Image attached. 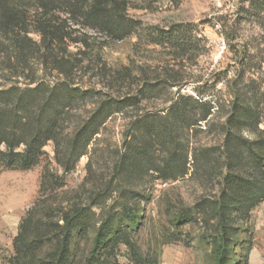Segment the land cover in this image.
Instances as JSON below:
<instances>
[{
	"label": "rangeland",
	"instance_id": "rangeland-1",
	"mask_svg": "<svg viewBox=\"0 0 264 264\" xmlns=\"http://www.w3.org/2000/svg\"><path fill=\"white\" fill-rule=\"evenodd\" d=\"M104 1L137 23L134 34L114 39L107 33L75 25L56 10L48 16L64 20L70 37L49 51L34 31L38 19H42L35 8L37 0H11L30 32L21 36L27 43L21 53H14L8 42H0V89L61 82L89 89L94 96L73 110L74 120L87 118L103 99L134 96L145 89L139 103L110 114L76 167L64 174L65 186L57 192L48 190L46 196L56 203H95L97 226L109 211L120 212L125 193L139 205L136 213L140 229L134 238L145 250L160 252V264H216L217 242L211 233L215 221L198 218L181 228L173 224L182 207L219 195L215 171L191 175L190 169L185 177L165 181L159 172L142 170L130 184L123 181L121 186L116 166L130 138L126 134L131 132L132 122L140 115H161L179 92L195 96L197 89L205 99L215 96L217 100L211 126L191 131V150L199 144L222 143L220 125L226 120L232 99L228 80L237 71H244L242 86L252 77L260 87V97L264 90V0ZM177 24H191L189 28L199 32L198 56L187 52L181 57L175 48L149 42L152 35ZM57 61L66 64L64 69L69 75L60 72ZM221 75L226 76L225 80L216 83ZM245 90L249 92L250 88L246 86ZM243 134L255 137L250 131ZM44 151L39 164L30 170L0 171V264H12L14 238L22 217L39 196L43 168L48 166L58 175L63 174L55 159L54 142L49 141ZM232 223L234 246L229 264H264V200L253 208L248 219L238 216ZM175 236L177 240L168 242ZM120 262L129 263L125 250Z\"/></svg>",
	"mask_w": 264,
	"mask_h": 264
},
{
	"label": "trees",
	"instance_id": "trees-1",
	"mask_svg": "<svg viewBox=\"0 0 264 264\" xmlns=\"http://www.w3.org/2000/svg\"><path fill=\"white\" fill-rule=\"evenodd\" d=\"M35 8L42 19H38L34 31L49 51L70 37L64 20L48 16L56 10L75 25L107 33L114 39H123L137 30L135 21L104 0H37ZM16 11L11 0H0V42H8L14 53H21L27 45L21 36L30 29ZM189 26L177 24L160 30L149 42L175 48L181 57L187 52L198 56L199 32ZM57 67L69 75L64 62L57 61ZM225 78L219 76L216 83ZM243 80L244 71H237L228 80L232 99L226 120L220 125L221 144H199L191 150V131L211 126L217 100L215 96L205 99L197 89L195 96L179 92L161 115H140L132 122L131 132L126 134L130 138L116 166L121 186L123 181L130 184L142 170L159 172L165 181L185 177L190 169L191 175L215 171L219 195L182 207L173 224L181 228L198 218L215 221L211 233L217 242L216 264L230 262L234 246L232 219H248L253 208L264 200V90L260 97L256 80L251 77L250 83L242 86ZM144 94L142 89L134 96L103 99L87 118L74 120L73 110L94 96L89 89L71 82L0 89V171L34 168L49 141L54 142L55 159L63 171L58 175L48 166L43 168L39 196L22 217L14 238L12 264H121L123 250L128 264H160V252L145 250L134 238L140 229L136 213L139 205L127 194L122 193L126 199L119 208L122 213L109 211L97 226L95 203H56L46 196L48 190L57 192L65 186L64 174L76 167L110 114L139 103ZM245 131L255 137L245 136ZM177 239L171 237L168 242Z\"/></svg>",
	"mask_w": 264,
	"mask_h": 264
},
{
	"label": "built area",
	"instance_id": "built-area-1",
	"mask_svg": "<svg viewBox=\"0 0 264 264\" xmlns=\"http://www.w3.org/2000/svg\"><path fill=\"white\" fill-rule=\"evenodd\" d=\"M225 47H226V45H225V43H224V45L221 46L222 50H223Z\"/></svg>",
	"mask_w": 264,
	"mask_h": 264
}]
</instances>
